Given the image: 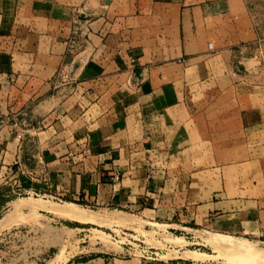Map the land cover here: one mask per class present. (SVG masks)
Listing matches in <instances>:
<instances>
[{
    "label": "crops",
    "instance_id": "1",
    "mask_svg": "<svg viewBox=\"0 0 264 264\" xmlns=\"http://www.w3.org/2000/svg\"><path fill=\"white\" fill-rule=\"evenodd\" d=\"M74 33L88 41L70 84L57 90L52 79ZM261 54L264 32L245 0H0V169L25 168L30 152L56 177V191L40 183L34 191L94 200L112 170L144 183L146 164L159 176L198 150L192 137L206 147L214 137L219 190L200 207L219 222L244 215L260 237ZM243 167L246 176H234ZM108 187L107 201L127 202Z\"/></svg>",
    "mask_w": 264,
    "mask_h": 264
},
{
    "label": "rangeland",
    "instance_id": "2",
    "mask_svg": "<svg viewBox=\"0 0 264 264\" xmlns=\"http://www.w3.org/2000/svg\"><path fill=\"white\" fill-rule=\"evenodd\" d=\"M245 2L257 31L263 33L264 0ZM261 59V56L257 57L251 66H259ZM245 68L241 66L239 70ZM26 125L29 127L30 122L27 121ZM208 138L209 144L206 147L199 144V137H192L189 144L198 150L183 154L181 166L172 162L170 168H161L159 176L146 164L144 183L129 182L122 172L112 170L108 181L97 183L94 200L34 191L39 183L47 184V191H56V177H52L49 169L38 162L35 154L27 152L26 162L22 164L25 168L17 165L12 170L0 169V221L17 204L61 208L66 203L77 204L93 212L94 221L79 222L60 218L46 210L37 209L30 213L25 208L21 209L0 229V264L248 262L238 257L236 259L231 251H219L207 240L216 238V234L223 235L264 251V234L257 237V231L250 228L246 216L240 219L224 218L219 222L216 211L208 214L205 207H200L219 190V153L215 151V138ZM201 147L202 151L199 150ZM151 153L148 151L145 157L149 164ZM129 158L133 159V163L139 161L136 155ZM189 160L193 161L192 164ZM248 170L247 167L240 168L238 173L234 172V176H246ZM232 174L231 170L225 168V181L230 180ZM116 177L118 180H115ZM66 183L63 185L65 188ZM109 185L116 187V194L122 191L128 197L127 202L107 201L112 191ZM225 186L231 189L232 184ZM241 186L246 187L247 184ZM246 262L244 264H264V259Z\"/></svg>",
    "mask_w": 264,
    "mask_h": 264
},
{
    "label": "bare ground",
    "instance_id": "3",
    "mask_svg": "<svg viewBox=\"0 0 264 264\" xmlns=\"http://www.w3.org/2000/svg\"><path fill=\"white\" fill-rule=\"evenodd\" d=\"M24 208L27 209V211L30 213L36 212L37 209H41V210H46V211L52 212L54 215H56L60 218L75 220V221H79V222H92V221H94V216L92 215L93 212H91L87 209H84V208L78 206L77 204H73V203H66V205L64 207H61V208H59V207L57 208L54 206H45V205L21 206V205L17 204V205H15L13 211L4 220L0 221V229L4 225H7L9 223V221H11V219H12L11 216L13 214L19 212L21 209H24ZM214 237H216V238H208L207 239L208 243L211 246H213L217 249H220L219 251H221V249L231 251L233 253V256H236V259L239 258V259L247 260L248 262L253 261L255 259H264V251H262L260 249L253 248L250 244L237 242V241H234L232 239V237L223 236V235H216ZM61 258L62 257H60L59 259H61ZM61 260H63V259H61ZM243 262L244 261H241L240 263L244 264L246 261L244 263ZM248 262H246V263H248ZM255 263H253V264H255ZM237 264H238V262H237ZM256 264H260V263H256Z\"/></svg>",
    "mask_w": 264,
    "mask_h": 264
},
{
    "label": "built area",
    "instance_id": "4",
    "mask_svg": "<svg viewBox=\"0 0 264 264\" xmlns=\"http://www.w3.org/2000/svg\"><path fill=\"white\" fill-rule=\"evenodd\" d=\"M88 37L86 34L74 33L66 42L65 60L55 72L52 82L54 89H59L70 84L71 76L77 60H81V55L87 44ZM210 49V45H208ZM79 58V59H78ZM17 139H21V134H16ZM118 180V177L115 178Z\"/></svg>",
    "mask_w": 264,
    "mask_h": 264
},
{
    "label": "water",
    "instance_id": "5",
    "mask_svg": "<svg viewBox=\"0 0 264 264\" xmlns=\"http://www.w3.org/2000/svg\"><path fill=\"white\" fill-rule=\"evenodd\" d=\"M77 65H78V64L76 63L75 66H74V70H75V68L77 67Z\"/></svg>",
    "mask_w": 264,
    "mask_h": 264
}]
</instances>
